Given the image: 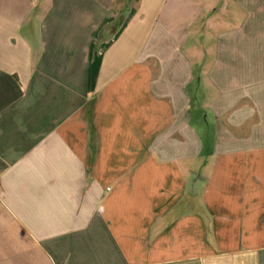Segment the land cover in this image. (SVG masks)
Masks as SVG:
<instances>
[{"label":"crops","instance_id":"0c3cea01","mask_svg":"<svg viewBox=\"0 0 264 264\" xmlns=\"http://www.w3.org/2000/svg\"><path fill=\"white\" fill-rule=\"evenodd\" d=\"M228 1L0 0V264H264V0Z\"/></svg>","mask_w":264,"mask_h":264},{"label":"rangeland","instance_id":"374dc122","mask_svg":"<svg viewBox=\"0 0 264 264\" xmlns=\"http://www.w3.org/2000/svg\"><path fill=\"white\" fill-rule=\"evenodd\" d=\"M204 2L206 1V0H203ZM217 1H219V5L218 6H220L221 8H222V10L224 11V8L226 9V6L228 7V3H227V1L228 0H225L226 1V3H222V1L223 0H217ZM229 2V1H228ZM188 6H190V5H188ZM217 6V7H218ZM187 8V7H186ZM219 8V7H218ZM182 11H183V9H181ZM197 10H199V9H197L196 7L194 8H192V5L190 6V9H188V15H189V13H191L192 15L194 14V12L195 11H197ZM229 11V13L231 12V10H228ZM227 13V12H226ZM183 22H184V19L182 20ZM187 22V21H186Z\"/></svg>","mask_w":264,"mask_h":264}]
</instances>
